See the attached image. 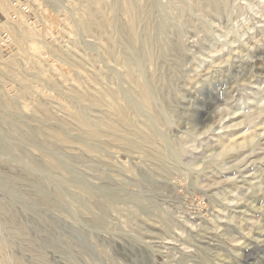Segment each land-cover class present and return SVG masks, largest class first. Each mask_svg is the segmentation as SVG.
<instances>
[{
    "label": "rangeland",
    "instance_id": "374dc122",
    "mask_svg": "<svg viewBox=\"0 0 264 264\" xmlns=\"http://www.w3.org/2000/svg\"><path fill=\"white\" fill-rule=\"evenodd\" d=\"M180 1L187 3V8L183 12L180 11ZM156 2L159 5L156 20L158 23L162 22L160 24L164 23L165 27L157 33L156 40L159 44H156L157 48L154 46L152 50L157 54L167 52L174 64V68L172 67L168 72L161 71L162 83H170L171 92L177 100L171 105L174 109L173 114L171 113L173 123H170L169 134L173 141L181 139L186 150L180 155L176 149L178 145L174 143V146H170L169 151L172 153L170 162L175 168L167 173L169 177L153 171L152 175L149 174V178H152V183L149 184L141 179L143 170L149 164L144 158L149 152L148 146L143 145L138 148L139 150L137 149L138 151L132 150L130 153L128 151L127 153L131 154V157H128L129 154L127 155L123 149L125 147L122 141H120L121 145L123 144L121 146L118 145L119 141L116 144L114 142L117 141L104 140L100 147V157L102 154L103 158H101L105 159V161L101 159L102 162L109 166L105 165L110 174L107 175L108 178L113 186L118 188V198L116 196L112 204L109 203L107 207L105 224L96 225L91 221L92 215L99 212L97 206L91 204L87 210L77 207L76 202L63 190L64 199L61 205L50 210L48 214L56 222L58 221L60 229L73 230L78 225L76 223L87 227V239H84V242L78 239L80 236L75 229L73 233L77 237L70 234L72 231L70 235L68 234L72 241L81 242L84 248H82L84 251H81L83 260L80 264H129L128 256L131 254L137 256L135 251L130 249L131 242L135 244L137 242L149 253V264H264V151L259 152L252 143L221 154L219 143V140L225 137V133L228 134L230 128L235 125L239 126L240 132L253 128L258 137H255V142L264 143V0H225L224 6L217 14L210 13L209 8L197 10L189 0H157ZM18 3L19 6L13 7L12 0H0V28L6 31L9 37V41L0 46V70L12 71L10 77H3L0 74V86L27 78L26 81H29L31 86L29 84L26 90L31 92L26 91L27 93L20 98V103L30 112L41 116L44 110L43 106L41 108L40 106L42 102H46L50 112L61 114L63 111L57 101L64 100L62 101L64 104L67 100L69 104L68 93L74 87L78 91L103 88V91L99 90L100 92H107L109 88L120 89L117 91L119 93L122 91L121 94L124 96L120 95L122 103L126 101L125 103L137 104L138 100L135 99L137 96L129 92L131 83L124 75V65L119 63L118 57L114 60L113 57L105 54L106 45L100 42L99 34L95 29H90L91 32L81 29L82 13L74 0H61L58 7L52 6L48 0H19ZM20 6H25L28 12L22 11ZM47 8L54 15L48 21L43 14H46ZM26 23H31V26L28 27ZM46 25L50 26L49 30H46ZM19 28L21 32H18ZM46 32H51L46 35L49 36L48 38L44 36ZM35 46L40 48L35 49ZM50 57H55L58 64L64 65L66 72L63 70L61 73L55 69L53 71L47 60ZM74 58L78 60L80 58L82 61L77 63ZM38 59L41 60L39 66L42 67L41 70L35 67L36 63H40ZM148 65L150 69H155L157 63L151 60L148 61ZM88 66L91 68L89 69ZM92 68H94L93 72ZM41 73L50 74L48 76H52V79L57 78L59 83H63L60 84L62 90L43 83ZM55 75L59 77H54ZM38 91L49 94L50 100L42 98L37 94ZM127 91L131 97L126 93ZM106 96L107 103H102L105 112L93 110L95 114L92 112L90 114L91 119L95 118L93 122L97 119L98 123L99 120L100 124H96L98 127L102 122L100 119L104 117L106 119L103 122L109 118L114 119L113 114L115 119L120 117L119 115L116 117L115 113L120 109L109 106L113 98L109 94ZM67 104L65 103V106ZM107 107L110 109L108 110ZM138 109L139 113L136 111L134 118L133 113L131 115V120L133 119V124L135 123L133 128H140L142 126L139 125H143L144 120L148 121L146 109L143 108L145 111H142L139 105ZM190 110H193L195 117L187 122ZM100 112L104 116L100 114L99 116ZM118 114L122 115L121 111ZM121 119L119 118V121L123 119L125 121V118ZM105 123L101 126H108L100 128L112 127L107 121ZM7 126L4 125V130L9 129ZM89 133L88 131L87 134ZM24 146L27 147L28 152H37V147L32 148L34 146L32 144L27 143ZM21 158L20 162H27L26 159L21 160ZM80 165L82 170H87L86 176L90 182L94 185L99 184V176L87 169L84 164ZM17 170V173L21 172L20 169ZM44 172L45 181L55 174L50 170ZM0 199L5 202L10 201L19 207L23 215H27L26 222L30 220L29 215L35 211L22 198L14 199L1 188ZM140 200L145 203L142 208L140 206L143 203L141 204ZM27 206L30 209L25 208ZM4 230L3 224H0L4 241L13 242V237ZM198 246L205 248L202 259L194 257ZM70 251L69 248H64L62 251L53 252L50 260L41 262L38 259H31L27 264H72V251Z\"/></svg>",
    "mask_w": 264,
    "mask_h": 264
},
{
    "label": "bare ground",
    "instance_id": "6f19581e",
    "mask_svg": "<svg viewBox=\"0 0 264 264\" xmlns=\"http://www.w3.org/2000/svg\"><path fill=\"white\" fill-rule=\"evenodd\" d=\"M48 1L54 7L56 6L58 7L61 3V0H48ZM156 1L157 0H140L138 2L134 0H74V3L77 5L78 10L81 11L82 13L80 17L81 29L83 31L85 30L90 31V29L92 28L95 29L99 34L100 42L102 41L105 43L103 44L106 45L105 50H104L105 54L109 57H113L114 60L115 58L118 57L120 60L119 63L121 62L124 65V68H125L124 75L130 81L128 82L131 83V85H129L130 86L129 92H133L134 93L133 96L135 97L137 96L136 98L133 97L136 100H138L136 102L137 104L135 103L136 105L125 103L126 102L125 98L123 99L125 102L122 103L121 102L122 97L120 96L122 95L121 94L122 91L121 93L117 91V90L120 91V89H112V88L107 89V87L105 86L107 89V92H100L99 90L103 91V88L102 89H99V88L98 89L96 88L88 89L87 88L88 90L86 91L85 90L78 91L74 87L71 89L72 91L71 92L69 91L70 93H68L69 104H67V100H65L66 101L65 103L69 105L68 107L67 105L65 106V103L63 104L62 101L64 100H62L61 102L56 100L59 107L63 111L62 113L60 112L61 114L58 115L53 112H50L47 107V103L42 102V105L41 106L39 105V106L40 108L43 106L44 112L43 114H40L41 116H39L34 112H30L25 105H22L20 103V98L23 97V95H25L29 91V90H26L30 84L29 81L28 82L26 81L27 78L25 80H20V81L16 80L13 84H7V85L5 84L4 86L1 85L2 87L0 86V90H1L0 92V188L14 199L22 198L26 203L30 204L35 210L31 215H29L30 220L28 219L29 223H27L28 221L27 222L25 221V216L27 215L24 216L23 211H21L19 207H17L14 203H11L10 201L5 202L4 200L0 199V224H3V227L5 228L4 231H6L9 235H11L14 239L13 242L12 241L5 242L3 234H2L3 231H0V264H27L28 261L31 259H38V260H41L42 262L43 260L44 261L48 259L50 260L53 257L52 256L53 252L62 251V249L64 248H69L72 251L71 253L72 254L71 256L72 264L81 263L80 261L83 260L82 259L83 252L81 251H84L82 250L83 247L81 246V242L77 243V242L72 241L69 238V235L74 234L77 237V235L73 233L76 231V233H78V235L80 236L78 239H81L82 241L84 239L86 240L87 239L86 237L87 227L85 228L83 226L84 224L82 225L81 223H76V225L77 224L78 225L77 227L74 228L75 231L74 229L70 230L68 228L60 229L57 224L58 221L56 222L55 219H53L48 213L50 212V210L56 209L57 207L61 205L64 199L62 192L65 191L71 196L73 201L76 202L77 207L85 208L87 210L90 208L91 204L97 206L99 209V212L92 215L91 221L94 222L96 225L105 224L104 221L106 217V210H108L107 207L109 203L112 204L111 202L115 200L116 196L118 198V193H117L118 188L113 186L112 182L108 178L107 175L109 174L108 172L109 170L106 167L108 165L102 162L103 160L102 154H101L102 158L100 157V153H101L100 147L104 143L103 142L104 140L106 142L107 141L108 142L117 141V142H114L116 144L118 143V141L119 142L122 141L124 143L123 147H125L123 149H125L126 153L128 151L130 153V151L132 150H137L139 147H142L143 145L148 146L149 152L146 156L144 155L143 156L145 160L149 162V164L147 165L146 168L144 167L145 170H143L141 179L149 184L152 183L151 182L152 178L151 179L149 178V174L152 175L151 173L153 171L158 172V174L161 173L162 175H167L169 171L175 168V165L170 162V159L172 160V157H171L172 153H170L169 151L170 146L171 147L174 146V143L175 145H178L176 149H177V152L180 153V155L183 154L184 151L186 150L185 147L182 145L181 139L173 141L169 134V129L171 125L170 123L172 122L171 113L173 112V109H174L171 107V105H174L172 104V102L174 101L176 103L177 100L174 97L175 95H173L174 93L172 94L171 92L172 88H171L170 83L168 84L166 82L165 84L162 83L163 80L161 79L163 78H161V74H162L161 71L165 70L166 72H168L169 70L172 69V67L174 66L173 62L170 60L172 58L168 57L170 54L168 55L167 52H164V53L162 52L161 54H157L154 52L155 50H152L158 42V40H156L157 33H159V31L165 27L164 23L160 24L162 22L158 23L156 20V16H157L156 12L159 9L158 7L159 5L157 4ZM189 1L190 3H192V5L197 10L209 8L208 10L212 14H215V13L217 14L219 9L222 8L225 4V0H189ZM180 5H181L180 6L181 12L186 10L187 3L185 4V2L180 1ZM45 12L46 14L45 13L43 14L46 15L47 17L46 21L54 17L50 9L47 8ZM30 24L31 23H26L25 25L30 27L31 26ZM49 27H50L49 25L48 26L46 25L45 27L46 30H49L48 29ZM15 31L17 32V29H15ZM19 31H20V28L18 32ZM38 33L39 32H37V34ZM21 34L19 33L18 35H21ZM49 34H51V32L50 33L46 32L44 33V36L49 35ZM48 37L49 36H46L45 38H48ZM51 44L49 45L51 46ZM88 44H90V42ZM37 47L40 48L39 46ZM37 47L35 49H37ZM155 48L157 47L155 46ZM227 57H229V55ZM51 58L52 57L48 58L47 60L49 62V65H51V67L53 68V71L55 69V71L59 70L62 73L63 70L66 69V67L62 64H58L56 62L57 59L55 57H54L55 59L54 58L51 59ZM35 60H36V57H35ZM75 60H77V63H79L81 59L79 58L78 60L76 58ZM151 60L157 63V66H155L156 67L155 69L149 68V65L152 64V62H150V64L148 65V61H151ZM40 61L41 60H39V62ZM22 62L24 63V61ZM40 64L41 62L39 64L36 63L35 67L38 68L39 66H41ZM24 66H27V65H24ZM29 68L31 69V67ZM88 68L90 69L91 67L88 66ZM92 69L91 70L93 72L94 68ZM23 70L25 69L23 68ZM66 70L64 72H66ZM54 73L56 74V72ZM0 74L3 77H10L12 76V71L2 70ZM38 74L40 73L38 72ZM67 74H69V72H67ZM48 75L41 73V78L43 80V83L45 82V84L47 83V84L53 85V87L55 86V87L60 88V84H63V83H59L56 80L57 78L52 79L51 78L52 76L50 77ZM99 75L101 74L99 73ZM165 75L167 76V74ZM56 76L59 77L58 75H55L54 77ZM111 76L112 75H110V77ZM205 78H207V76ZM103 79L104 78L102 77V81H104ZM77 85L80 86L79 84ZM60 90L62 89L60 88ZM34 92H37V91H34ZM126 93H128V91ZM37 94L41 95V97L46 100L48 99L50 100L49 94H45V93L43 94V92L41 93L39 92ZM106 94L111 95V97L113 98L111 102L112 104L111 105L109 104V106L120 109L117 112L120 113L121 111L122 115L115 112L117 114L116 117H118V115L120 117H118V119L117 118L115 119V115L113 114L114 119H111L108 117L109 114L106 113L109 119L105 121H107L112 127L107 128V129L106 128L102 129L104 128V126L105 127L108 126V125L101 126L102 123H105V121L103 122V120L106 119V117H104V119H100L102 120L101 125H100V127L102 128H100L98 127V125H96L98 123L100 124L99 120H98V123H97V119L95 122H93L92 120L95 118L91 119L90 114L93 110H96L98 112L100 110L101 111L104 110L102 108L103 107L102 103L106 102L105 101V97H107ZM60 95L63 96L62 94ZM129 96L131 97V95ZM64 97L66 98V96ZM129 102L131 103V101ZM138 105L139 107H141L142 111L146 109V111L149 113V114L147 113L148 121L147 120L145 121L144 119L140 118V120H144L143 125L138 124L139 126H142V127L133 128V125L135 126V123L133 124L134 121H132L133 119L131 120V117H132L131 115L133 113V118H134V114L137 113L136 111L139 110ZM164 105L167 107V109ZM107 109L109 110L110 108L107 107ZM112 109L110 111H112ZM142 111L141 113H143ZM103 112H105V110ZM93 113L94 112H92V114ZM109 113H114V112H109ZM99 114L101 115V112L98 113V115ZM111 115L112 114H110V116ZM142 115L143 114H141V117H143ZM101 116H104V115H101ZM193 117H195V114L193 113V110L192 111L190 110L187 122L188 120L192 121ZM119 118H122V119L125 118V121H123L124 119L123 120L121 119L122 121H119ZM140 122H136V123H140ZM5 124L8 125L7 126L9 128L8 130H4L3 127ZM88 131L90 133L92 131L93 132L91 134L90 133L87 134ZM225 134L227 136L226 135L225 137L221 136L222 138L219 140L221 154H224L230 150H234L235 148L244 147L252 143L254 144L255 148L259 152L264 151V143L255 142V137L256 138L258 137L256 136V130H254L253 128L252 130H249V131L240 132L239 126L235 125L230 128L228 134L227 132ZM27 143L34 145L32 148L36 146L37 152H28L29 150L27 151V147L24 146ZM118 145H121V142ZM129 153H127V155ZM21 157L23 159H26L27 162H20L19 159ZM128 157H131V154H129ZM103 161H105V159ZM81 163L84 164V166H86L87 169H89L93 173H96L99 176L98 177L100 180V182L98 181L99 184L94 185L92 182H90V180L86 176L87 170H84V169L82 170L81 165H80ZM17 169L21 170L20 172L21 174L17 173L18 171ZM49 170L54 171L55 174L57 175L53 174L52 178H49L47 179V181H45L44 178H45L46 173L44 171H49ZM125 171L127 172L128 170L126 169ZM165 180H168V179L165 178ZM64 201L66 202V200ZM139 202H141V204L143 203V201L141 200ZM144 204L145 203H143V205H141L140 207L142 208ZM28 207L29 206L25 208H28ZM71 231L72 233H70ZM130 247H132L130 249H132V251H135L137 256L135 257L132 254L129 255L128 256L129 264H149V259H148L149 253L144 248H142L141 245H138L137 242L136 244L134 242H131ZM204 252H205V248L203 246H200V247L198 246L197 253L194 255V257H197L198 259L199 258L202 259ZM67 260L69 261L68 258Z\"/></svg>",
    "mask_w": 264,
    "mask_h": 264
},
{
    "label": "built area",
    "instance_id": "2783aa9c",
    "mask_svg": "<svg viewBox=\"0 0 264 264\" xmlns=\"http://www.w3.org/2000/svg\"><path fill=\"white\" fill-rule=\"evenodd\" d=\"M18 2H19V0H12V6L13 7L19 6V3ZM20 8H21L22 11L28 12V10H27V8L25 6H20ZM12 14L14 15L13 12H12ZM8 41H9V37H8L7 32L0 28V46L6 44Z\"/></svg>",
    "mask_w": 264,
    "mask_h": 264
}]
</instances>
